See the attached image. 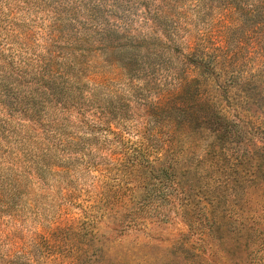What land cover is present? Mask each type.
I'll use <instances>...</instances> for the list:
<instances>
[{"label": "rangeland", "instance_id": "rangeland-1", "mask_svg": "<svg viewBox=\"0 0 264 264\" xmlns=\"http://www.w3.org/2000/svg\"><path fill=\"white\" fill-rule=\"evenodd\" d=\"M73 3L0 0V264H264V232L219 210L206 219L178 202L165 217L138 211L146 226L122 234L101 225L102 189L126 184L121 196L142 201V182L131 190L116 161L141 139L138 101L121 77L101 76L98 44L84 51V71L68 68ZM258 79L248 115L261 123L264 72Z\"/></svg>", "mask_w": 264, "mask_h": 264}, {"label": "trees", "instance_id": "trees-1", "mask_svg": "<svg viewBox=\"0 0 264 264\" xmlns=\"http://www.w3.org/2000/svg\"><path fill=\"white\" fill-rule=\"evenodd\" d=\"M75 1L64 16L68 68L79 75L84 51L98 44L96 67L109 69L101 76L121 77L138 101L141 139L116 161L131 190L142 182V201L121 196L126 184L102 189L101 225L122 234L146 226L138 211L165 217L179 202L182 213L210 219L219 210L263 233L264 121L248 112L264 72V1L81 0L84 12Z\"/></svg>", "mask_w": 264, "mask_h": 264}]
</instances>
